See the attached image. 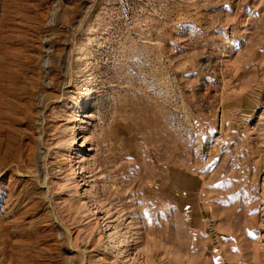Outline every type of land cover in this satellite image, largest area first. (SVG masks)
Here are the masks:
<instances>
[{
	"label": "rangeland",
	"instance_id": "obj_1",
	"mask_svg": "<svg viewBox=\"0 0 264 264\" xmlns=\"http://www.w3.org/2000/svg\"><path fill=\"white\" fill-rule=\"evenodd\" d=\"M0 264H264V0H0Z\"/></svg>",
	"mask_w": 264,
	"mask_h": 264
}]
</instances>
